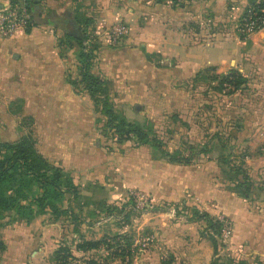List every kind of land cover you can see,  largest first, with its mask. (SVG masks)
Returning <instances> with one entry per match:
<instances>
[{"label": "crops", "instance_id": "obj_1", "mask_svg": "<svg viewBox=\"0 0 264 264\" xmlns=\"http://www.w3.org/2000/svg\"><path fill=\"white\" fill-rule=\"evenodd\" d=\"M35 1L43 16L52 10L64 18L77 19L85 28L87 22L94 23L99 47L92 72L109 82L116 109L118 105L128 106L138 110V114H144L143 110L180 107L188 104V91L182 87L186 80L198 77L206 70L223 74L237 69L243 75L251 76L254 71L258 73L257 69H264V30L248 39H240L237 32L239 18L250 0H185L179 3L166 0ZM8 3L9 0H0V6ZM119 20L129 25V34L119 43H109L108 29ZM62 33L60 27L56 30L39 24L15 36L0 38V104L5 101L9 108L10 103L12 106L18 101L22 110H26L25 114L36 118V124L46 125L44 131L47 132H41L38 139L35 138L38 150L51 162L72 173L76 183L83 178L90 182L93 178L89 171L100 165L94 157H101L99 149L98 155L94 156L92 147L91 126L97 121V107L87 91H79L70 81V77L78 76V71L72 69L76 63L78 69L79 62L73 54L77 47L63 54ZM254 48L260 52L254 54ZM159 167L150 166L147 176L134 178L136 184L152 193L156 201L178 200L210 213L217 211L214 207L221 208L220 188H208L203 193L204 199L200 188L196 187L194 192L198 193L200 201L188 202L181 196L182 192H174L171 176L164 179L159 176ZM168 169L170 174L172 166ZM209 169L207 165L196 167L197 171L206 173ZM218 170V166H212L213 175ZM198 179L195 178L194 184L198 185ZM211 182H214L213 178ZM174 193L177 194L175 199ZM226 197L229 198V193ZM206 200H212V203ZM239 201L233 197L227 207L223 205L230 208L228 212L236 220L235 240L245 243L246 256H260L264 260V213L244 208L243 200ZM157 215L152 217L157 218ZM20 221L29 225V229L35 227L33 221ZM50 227L57 225L49 223L34 231L40 247L31 246V233L22 236L27 242L17 248L14 256L10 250L0 252V264H28L32 263V258L44 260L50 249L42 242L57 241L52 237L55 232ZM205 249V257L195 255L191 264H210L213 249L209 246ZM139 259L136 264H154L151 256L143 253Z\"/></svg>", "mask_w": 264, "mask_h": 264}, {"label": "rangeland", "instance_id": "obj_2", "mask_svg": "<svg viewBox=\"0 0 264 264\" xmlns=\"http://www.w3.org/2000/svg\"><path fill=\"white\" fill-rule=\"evenodd\" d=\"M86 27L93 43L99 44L94 23H87ZM61 50L63 54L72 52V48L67 46ZM96 50H93L95 56ZM252 51L254 54L260 52L256 48ZM79 52V49L73 50L77 62ZM76 64L72 67L74 72L78 71ZM257 71L245 76L237 69L223 74L206 70L198 77L186 80L182 87L188 91V104L180 107L143 110L144 114H138V110H131L128 106L114 107L118 114L129 120L152 125L165 149L177 152L178 156L190 157L189 162L162 157L151 143L138 145L135 137L120 140L96 108L97 121L91 126L92 147L94 156L98 155V149L101 151L100 158L94 157L100 165L89 171L92 181L83 178L77 182L82 191L81 198L72 200L74 212L85 217V223L75 225L76 222L66 217L54 220L49 213L33 220L34 229H29L31 227L20 223V220H0V242L4 244L0 252L10 250L12 256L16 255L17 248L27 242L22 236L30 233L31 246L40 247L34 231L56 223L57 227L50 229L55 232L52 237L57 241L42 242L50 251L44 260L32 258V263L28 264H58L57 251L62 245L69 246L73 253L68 264H136L142 253L151 256L154 264H191L195 255L205 257V247L208 246L213 249L212 260L219 256L244 258L252 263L264 262L260 256L245 255V243L235 240L236 220L228 212L230 208H226L227 203L236 197L237 202L243 200L244 208L264 213V69ZM232 72L241 74V85L236 86L224 79ZM5 103L2 101L0 104V142H13L25 135L38 139L37 135L47 132L44 131L46 125L36 124V118L25 114L26 110H22L18 101L12 106L10 103L9 108ZM227 158L248 171L252 191L249 196L244 197L238 192L239 184L225 165ZM154 164L160 166L158 174L162 179L172 177L174 192H182L181 196L188 202L200 201V196L194 192L196 187L200 188L202 195L208 188H220L218 199L221 208L214 207L217 211L210 213L178 200L156 201L154 195L139 187L134 179L138 175L147 176L149 167ZM169 165L172 166L170 174ZM198 165L210 166L209 173L197 171ZM212 166H218V173L214 171L213 175ZM242 177L239 176L240 182L244 181ZM195 178H199L198 185L193 182ZM212 178L214 182H211ZM228 193L229 198L226 197ZM176 197L174 193L173 199ZM203 198L206 199V195ZM206 202L211 204L212 200ZM196 211L198 214L207 213L219 221L220 232L214 233L208 220L199 219ZM154 214L159 215L152 217ZM224 225H229L232 230L226 241L221 236ZM211 235L218 241L217 252ZM86 239L104 242L100 248L81 251L78 244ZM116 248L123 251L122 255L111 256L110 252ZM25 256H22L23 260Z\"/></svg>", "mask_w": 264, "mask_h": 264}, {"label": "trees", "instance_id": "obj_3", "mask_svg": "<svg viewBox=\"0 0 264 264\" xmlns=\"http://www.w3.org/2000/svg\"><path fill=\"white\" fill-rule=\"evenodd\" d=\"M10 1L25 4L32 12V23L27 30L39 24L52 26L56 30L60 27L63 30L61 46L79 49L78 76L70 77V81L79 91L84 90L91 95L96 107L105 116L108 128L115 130L120 140L135 137L138 145L151 143L156 153L162 157L178 162L190 161V157L178 156L177 152L166 150L152 125L129 120L116 112L110 96L109 82L92 72L95 58L93 50L97 49L99 44L93 43L87 33V28L83 27L80 21L64 18L52 10L43 16L42 10L36 7L35 0ZM90 45L92 49H89ZM240 75L238 72H232L224 79L238 86L242 84L239 79ZM225 161L227 171L231 173V177L236 178L239 184L237 189L240 195L249 196L252 191L248 171L240 165L233 164L230 158ZM240 175L243 176L244 181L242 182L239 180ZM81 194L80 185L75 182L73 174L52 163L42 154L32 135H25L13 142H0V220L9 218L11 221L23 220L29 223L39 215L49 213L54 220L66 217L76 222L75 225L83 224L86 221L85 217L74 212L72 207V200L81 198ZM196 213L199 219L208 220L209 227L214 233L220 232L221 223L219 221L207 213L198 214V211ZM211 238L217 252L218 241L213 235ZM103 242V240L86 239L78 244V249L81 251L97 249ZM3 247L4 244L1 241L0 249ZM122 252L116 248L110 254L119 256ZM72 254L69 246L62 245L57 251V263L68 264V259ZM210 264H264V262L259 260L252 263L244 258L225 259L217 256Z\"/></svg>", "mask_w": 264, "mask_h": 264}, {"label": "built area", "instance_id": "obj_4", "mask_svg": "<svg viewBox=\"0 0 264 264\" xmlns=\"http://www.w3.org/2000/svg\"><path fill=\"white\" fill-rule=\"evenodd\" d=\"M171 3H179L185 0H166ZM32 23V12L21 3H9L0 6V38L15 36L27 30ZM264 30V0H251L244 9L237 24V32L240 39H248ZM129 25L119 20L109 27L107 38L109 43L121 42L129 34ZM232 230L229 225H224L221 236L226 241Z\"/></svg>", "mask_w": 264, "mask_h": 264}]
</instances>
